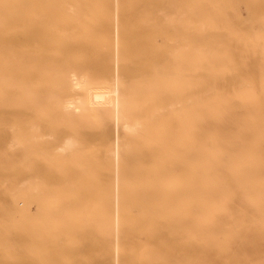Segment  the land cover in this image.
Segmentation results:
<instances>
[{"label":"bare ground","instance_id":"bare-ground-1","mask_svg":"<svg viewBox=\"0 0 264 264\" xmlns=\"http://www.w3.org/2000/svg\"><path fill=\"white\" fill-rule=\"evenodd\" d=\"M241 1L248 4L250 18L247 15L246 20L236 11V5ZM106 2L109 0H0V183L13 182L19 173L28 169L40 174L52 191L46 192L36 182L29 188L28 193L36 202L34 212L30 213L34 224L31 225V245L27 248L32 253L28 256L29 264H78L82 250L90 239L92 249L96 248L100 256V263L103 264L108 250L109 191L105 182L93 206L96 212L94 217L99 218V231L93 233L85 228V224L92 221L87 218L89 214L85 204L82 205L80 218H76L79 210L76 209L74 218L70 219L62 209L64 196H68L67 200L72 197L62 192V149L65 157H71L78 151L77 141L69 137L63 148L62 144L56 148L42 140L40 137L44 133L37 129L38 126L43 127L45 134L54 136L62 131V116L73 119L90 113L106 119L110 117L107 107L95 106L97 103H110V99L105 100L109 89L87 94L82 102L85 113L77 110L79 105L73 106V102L67 98L72 87L85 86L97 76L90 69L88 80L85 76L80 80L76 78L80 66H94L95 53L92 52L93 46L89 50V42L85 45L75 36L73 27L79 25L82 39H94L98 34L95 21L100 20L98 26L103 29L105 20L110 17L104 8ZM119 4L122 7L119 15L120 35L126 45L136 46L134 41L141 40L139 47L153 35L145 30L140 31L139 25L155 19L159 11H162L163 17H167L169 9H175L176 5L181 7V22H192L191 14L194 11H203L202 23L233 20L264 22V0H176V5L175 0H121ZM8 5L13 8L6 9ZM24 10L27 12L22 15ZM23 24H28L27 32L32 35L26 42L21 41V36L25 34L21 29ZM209 28L216 30L212 26ZM68 44H73L77 52H63L62 46ZM209 45L212 43L205 44L203 48ZM226 47L224 51H215L209 65L201 63L202 66L198 65L194 70V81L198 79L200 85L194 86L189 109V138L186 139L185 135L180 137L179 157L176 151L177 135L172 122V112L176 109L173 102L166 99L165 92H161L153 103L141 101L137 94L131 96L136 97L133 99L115 97L118 107L121 103L130 106L128 111L122 112L123 115H129L142 106L145 112L141 113L142 119L149 120V130L143 133L138 129L134 131L133 127L137 124L129 125L133 129L132 134L138 135V140L128 145L125 143L129 153L124 155L123 190L127 194H141L158 200L150 204L154 207L142 212V221L147 224V227L146 224L144 226L147 239L151 233L150 223H158L152 230V239L147 243L153 244V252L150 251L149 255L157 264L167 263L166 252L173 247L171 235L183 227L171 217L173 214H169L174 206L170 200L186 193L189 196L186 205L195 214L190 226L194 230L204 231L214 227L264 228V114L258 107L250 109V103L264 99V86L252 85L243 89L228 83L235 76L230 67L232 54L239 53L242 59L238 63L243 64L246 58L244 54L256 53L239 45ZM80 49L83 50L78 51ZM257 50L264 54V46ZM201 53L203 55L204 51L199 50L198 54ZM220 58H224L222 64L216 66ZM245 63H249V60ZM147 64L151 65L150 62ZM143 65L144 62L141 67ZM70 66L73 69H69ZM125 72L128 74V70ZM164 78L166 80V76H160V85L163 87ZM216 78L226 84L215 85ZM260 78H264V72ZM119 114H116L117 118ZM20 118L41 119L43 123L15 121ZM24 133L29 136H24ZM6 136L11 138L8 139L9 143L4 142ZM134 147H140L138 165L147 169V175L139 186L129 174L132 156L129 150ZM15 151L18 155H15ZM102 158L104 161H100L99 165L107 168L109 153L102 154ZM175 166L181 175L174 176ZM101 176L99 172L98 177ZM15 189L3 188V194L0 195V220L11 218L5 209L9 208V203L6 205L7 198H13ZM66 191H70L68 185ZM74 194L76 203L83 201L76 192ZM155 212V217H147V213ZM64 221L74 224L72 232H62ZM131 222L126 217L122 219L124 225ZM88 232L90 237L87 240ZM123 232L126 237V231ZM205 236L200 233V238ZM1 250L5 248L0 244ZM144 254L149 258L146 251ZM2 262L0 264H4ZM206 263L201 258L195 261V264Z\"/></svg>","mask_w":264,"mask_h":264},{"label":"rangeland","instance_id":"rangeland-1","mask_svg":"<svg viewBox=\"0 0 264 264\" xmlns=\"http://www.w3.org/2000/svg\"><path fill=\"white\" fill-rule=\"evenodd\" d=\"M120 1L109 0V2L104 3L105 11L107 10L110 17L105 20L103 29L102 26H98L100 20L95 21L98 34L94 39H82L79 25L73 27L75 36L85 45L89 42L91 44L89 50L93 46L92 52L95 53L94 66H80L76 78L80 80L84 79L85 76L88 80L90 69H93L97 76L93 81L89 80L85 86L81 84L72 87L67 95L68 100L73 102V106L79 105L77 110L85 113L86 109L82 107V102L86 99L87 94L109 89L110 91H107L109 94H105V100L110 99V103H97L95 106L97 108L107 107L110 117L106 119L90 113L73 119L62 116V131L54 136L45 134L43 127L38 126L37 129L40 133H44L39 137L48 144H53L56 148L61 144L63 148V144H66L70 138L77 141L76 143L79 146H77L78 151L74 152L71 157H65L62 149V192L72 196L71 200H67L68 196H64V202L62 203V209H64L63 211L67 217L73 219L77 209L80 213L76 218H80L82 216V205L85 204L86 212L89 214L87 218L92 220L85 224V228L93 233L98 232L99 218L98 216L94 217L96 212L93 206L95 200L100 196L101 185L105 182L108 188V250L103 264H157L149 255L150 251L153 252V244L148 245L147 243L148 240L152 239V230L157 227L158 223H150L151 233L149 239H147V233L144 229L146 223L142 221V212L154 207L150 204H155L158 200L141 194H127L123 190L124 155L127 156L129 153L126 150L128 143L131 141L137 142L138 140V135L132 134L133 129L130 126L137 124L136 127H133L134 131L137 132L138 129L143 133L149 130L147 128L149 120L142 119V115L145 113L142 106L136 108L133 113H128L129 115H123L122 112L124 110L128 111L130 106L127 107L126 104L121 103L118 107L116 98L118 97L121 100L124 98L133 99L136 97L131 96L137 94L141 101L153 103L161 92H165L167 94L166 99L173 102V107L176 109L175 112H172V122L174 123V132L177 135L176 151L177 157H179L180 137L185 135L186 139L189 138V109L193 100L194 86L200 85L198 79L194 81V70L198 65H201V63L209 65L215 51H224V48L227 49L226 45L248 47L246 49H251L252 52L255 51L256 55H252V53L244 54L246 58L244 63L240 64L238 61L242 57L239 53L234 52L232 59L235 63L230 61V67L235 76L229 79L228 83L243 89L250 88L252 85L256 87L264 86V78H260L262 72H264V54L262 51L257 50L264 46V22L233 20L202 23L203 11H194L191 14L192 22H181V7L176 5L175 0L176 10L170 8L167 17H163L162 11H159L155 19L139 25L140 31L145 30V32L153 34L149 40L144 41L142 47H139L141 40L134 41L136 46L133 44L126 45L120 35L119 15L122 9L119 4ZM247 5L243 1L238 2L236 5L237 14L243 20L250 18ZM11 8H13L12 5L6 7V9ZM26 12V10L22 11V15H25ZM22 22H26V20ZM210 26L216 28V30H211ZM21 29L25 33L21 36V41L26 42L32 36L27 32L28 24H23ZM155 38L157 41H155ZM207 43H212V45L203 48ZM101 49H103V52H101ZM154 50L160 54L158 55ZM199 50L201 52L203 50L204 54L199 55ZM62 51L65 53L77 52L73 44L62 46ZM223 59L220 58L216 66H220ZM247 60H249V63H245ZM142 62H144V65L141 67ZM149 62L151 65L147 64ZM124 66H128L129 69L124 68ZM141 68L143 69L141 70ZM69 69H73V67L70 66ZM136 69L141 71L139 72ZM125 70H128V74L126 72L124 74ZM126 75H128L127 79ZM161 75L166 76L164 87L160 85ZM224 83L222 79H215V85L220 86ZM117 85L120 86L117 87ZM250 104L252 105L250 109L258 107L264 114V99L260 101L256 99ZM119 112V118H117ZM15 121L20 123H29L30 121L43 123L41 119L29 118L15 119ZM24 136L27 137L29 134L24 133ZM64 138L65 142H63ZM8 139H11L10 136H6L4 142L9 143ZM101 149L104 150L101 151ZM139 149L140 147H134L129 150L132 153V156L130 155L129 174L135 179L134 181L138 183V186L142 183L144 176L147 175V169L142 165H138L140 159ZM117 150L118 156L116 155ZM105 152L110 155L107 168L99 165L100 161L102 163L104 161L102 154L104 155ZM15 155H18L17 152ZM78 167L79 172L77 171ZM99 172L102 173L101 177H98ZM177 175H181V173L179 168L175 166L174 176ZM35 182L46 192L50 191V185L43 181L40 174L37 175L28 169L19 173L13 182L0 183V195L3 194L4 187L16 188L13 198H7L8 202H6V205L9 203L7 205L9 208L5 210L8 211L11 218L5 221L0 220V244L2 248H5V250L0 251V262L2 260L4 264H29L28 256L32 253L27 248L28 245H31L29 244L31 225L34 224L33 215L31 214L34 212L35 208L33 209V206L36 207V202L31 199L32 197L28 192ZM67 185L69 186V192L66 191ZM75 192L83 198V201L80 200L77 203L74 201ZM3 201H6V199H3ZM170 202L174 203V206L169 214H173L171 217L178 221V224H183V227L171 235L173 237L171 243L173 247L172 249L170 247L168 252L165 250L167 256L165 262L167 263L160 262L158 264H195V261L200 258L205 260L206 264H264V228L227 229L214 227L204 231L194 230L190 226L195 214L186 205L189 202L188 194L186 193L175 199L172 198ZM156 214V212L155 214L147 213V217H155ZM123 217L128 218L129 222L132 220V222L124 225L122 223ZM63 226L65 228H62V232L64 230L65 233H69V230L72 232L74 224L71 221H64ZM123 230L126 231V237L122 234ZM200 233H204L206 236L200 238ZM89 237L88 232L87 240ZM88 241L87 247L82 250L81 260L78 264H102L96 248L92 249V245H90L91 239ZM145 251L150 259L146 258ZM40 254H42L41 251Z\"/></svg>","mask_w":264,"mask_h":264}]
</instances>
